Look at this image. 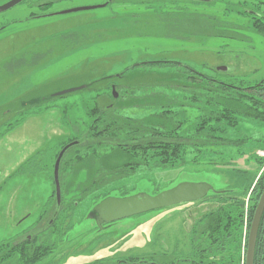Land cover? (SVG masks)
Here are the masks:
<instances>
[{"label":"rangeland","instance_id":"1","mask_svg":"<svg viewBox=\"0 0 264 264\" xmlns=\"http://www.w3.org/2000/svg\"><path fill=\"white\" fill-rule=\"evenodd\" d=\"M11 1L0 0V7ZM259 1L264 3V0L184 3L186 7L182 8L185 10L181 11L179 7L174 8L177 5L173 4L175 0L173 3L170 0H27L0 14V242L35 227L52 201L43 223L39 225L45 233L41 231L36 243L38 246H54L55 249L39 264L117 261L153 252L151 243L159 234L163 235L164 242L174 241L175 237L181 239L183 221L187 231L215 208L213 201L184 203L124 219L100 231L93 221L87 219L95 207L90 198L78 203L73 212L63 213L57 227L49 228V224L55 223L52 218L57 203L52 170L56 162L53 163L52 156L60 151L69 137L76 135L65 119L78 122L83 117L86 104L89 108L93 106L95 92L88 94L82 90L54 96L86 86L102 76H115L128 69L131 73L136 65L152 61L178 62L206 73L204 67L216 70L226 67V72L234 70V76L261 82L264 80V35L254 32L249 19L238 13L246 5L252 6ZM46 3L51 4L46 8L40 7ZM261 6L264 11V5ZM90 7L97 8L53 16L59 12ZM218 23L223 25L224 32L213 29ZM219 34L232 39L216 37ZM160 78L156 74H135L128 84H156ZM120 84L116 81L110 85L111 88L115 85L118 97L123 89ZM108 86L106 83L97 85V92L102 94L98 100L100 107L115 102L109 97L112 89ZM143 91V88L131 89L126 96L133 99L144 94ZM124 106H129V114L136 113L131 110L135 108L133 103ZM147 114L137 113L136 117ZM18 123L7 132V124ZM74 132L77 131L74 129ZM227 135L231 140L247 135L262 141L264 124L255 127L244 122ZM253 149L258 157L264 158V146ZM45 150L52 154L49 158L51 175L38 169L34 170L35 173H20L28 161ZM39 166L44 167V162L41 161ZM233 166L221 173L191 169L151 173L136 171L135 175L116 185L130 187L133 190L131 195H157L158 189L166 191L182 183H205L213 187V192L208 194L210 198L214 192L251 184L242 197L248 205L252 190L264 175V165L259 167L245 155ZM109 167L113 168L111 164ZM83 168L77 166L75 173L63 172L59 178L63 175V183L70 188L77 187L88 177L85 171L94 174L98 169L91 164ZM29 169L33 171V166ZM237 172H245L246 175ZM150 180H154L155 184ZM61 183L62 180L60 186ZM119 193L115 191L111 195L116 197ZM251 223L252 220L246 217L242 264H245ZM58 227L62 234L70 230L59 236L55 232ZM34 233L28 232L24 236H35ZM160 241L164 244L162 238ZM6 264H21L20 257L16 256Z\"/></svg>","mask_w":264,"mask_h":264},{"label":"trees","instance_id":"2","mask_svg":"<svg viewBox=\"0 0 264 264\" xmlns=\"http://www.w3.org/2000/svg\"><path fill=\"white\" fill-rule=\"evenodd\" d=\"M172 1L174 2L170 0L171 3ZM213 1L216 0H175L173 4H177L174 8L179 7L184 11V3ZM50 4L46 3L40 7L46 8ZM261 5L264 3L260 1L252 6L246 5V8L238 13L249 19L254 32L264 35V11ZM216 25L213 27L215 31L224 32L225 28L221 23ZM216 37L232 39L222 34ZM203 69H207L208 73L178 62L152 61L136 65L131 69V73L128 69L124 73L102 76L87 84L84 92H95L92 98L93 106L89 108L86 104L83 117L78 122L65 119V123L70 125L76 135L69 137L59 152L70 143L78 144L63 156L60 174L68 171L75 173L77 166H84L85 169L88 164L98 169L94 174L85 171L88 175L85 182L71 188L63 183L61 175L64 195L61 204H55L52 218L55 223L51 224L52 226L49 224V228L57 227L62 214L73 212L78 203L84 200L92 198L93 205L96 206L112 197L111 193L115 191L120 192L116 197L132 196L133 190L130 187L116 184L130 178L136 171L151 173L191 169L221 173L229 167L232 169L234 163L245 155L259 167L264 165V158L258 157L252 151L256 146H264V143L261 145L264 140L252 139L247 135L231 140L227 135L228 132L240 128L244 122L255 127L264 124V80L253 82L245 77L234 76L233 69L226 73L206 67ZM135 74H156L161 78L156 84L131 86L128 82ZM116 81L121 82L120 87L123 88L118 99H114L110 94L109 97L115 102L110 106L100 107L98 100L102 94L97 92V85L106 83L112 89L110 85ZM136 88H143L144 94H134L136 97L133 99L126 96L128 90ZM127 103L134 104L135 108L131 110L136 113L129 114V106H124ZM144 112L148 114L136 117L137 113ZM18 125L19 123L7 124V132ZM74 129L77 132H74ZM59 152H55L53 156L49 150L38 153L25 164L20 173H35V169H38L51 175L49 158L52 156L55 163ZM41 161L44 162V167L39 166ZM109 164L113 168H110ZM31 166L33 171L29 169ZM237 173L246 175L245 172ZM150 182L155 184L154 180ZM250 186L230 187L222 192H214L210 198L207 196L201 202L213 201L216 207L198 219L187 231L183 221L181 239L175 237L174 241L164 242L163 235L159 234L151 243L153 252L123 257L117 261L103 260L96 264H242L243 224L246 217L249 221L252 220L263 192L264 175L252 190L247 205L242 197L243 192L249 191ZM157 191L160 193L164 189ZM240 191L241 194L238 195ZM47 207L40 220L45 218ZM70 226L72 229L73 226ZM39 228L40 226L36 225L22 232L21 237L0 242V264H6L16 256L20 257L21 264H39L48 258L55 247L37 245V236L42 231ZM70 229L62 234L58 227L55 232L56 235L64 236ZM28 232H35L36 237L31 235L29 240L24 236ZM161 238L164 244L160 241ZM254 264H264V214L257 237Z\"/></svg>","mask_w":264,"mask_h":264},{"label":"water","instance_id":"3","mask_svg":"<svg viewBox=\"0 0 264 264\" xmlns=\"http://www.w3.org/2000/svg\"><path fill=\"white\" fill-rule=\"evenodd\" d=\"M27 0H12L11 2L0 7V14L5 13L16 6L24 3ZM99 7V6H98ZM104 7V6H100ZM93 8H76L64 12H59L53 14V16L70 15L74 13L84 12ZM228 69L226 67H218V72H226ZM88 86H82L79 88H74L65 92L55 94L54 97H60L63 95H68L71 93L79 92L85 90ZM112 95L114 99L118 98L115 92V87H112ZM78 142H73L67 145L59 153L55 167H54V186H55V196L58 204L61 203V186H60V165L65 153ZM213 192V187L205 183H182L178 186L163 191L157 195H148L144 193H139L136 195L128 197H109L99 204H97L93 210L88 214L87 219L94 221L99 230H103L106 225L114 224L121 220L146 214L149 212H154L161 209L170 208L184 203L199 202L207 198L208 194ZM264 214V188L259 200V203L254 212L252 223L249 230L247 250L245 264H254L255 249L257 243V237L259 233V228L261 225V220Z\"/></svg>","mask_w":264,"mask_h":264},{"label":"flooded vegetation","instance_id":"4","mask_svg":"<svg viewBox=\"0 0 264 264\" xmlns=\"http://www.w3.org/2000/svg\"><path fill=\"white\" fill-rule=\"evenodd\" d=\"M34 19H40V17H37V18L34 17ZM41 217H42V216H41ZM43 220H44V219L40 220V217H39V218H38V222H39V223H37V226H39L41 223H43ZM40 221H41V222H40ZM93 222H94V221H93ZM94 223H95V222H94ZM95 224H96V223H95ZM109 226H110V225H106L105 228H106V227H109ZM100 231H102V230H100ZM21 234H22V233H21ZM21 234L16 235L15 238L21 237V236L23 235V234H22V235H21ZM12 239H14V238H12ZM28 239L31 240V236H29ZM9 240H10V239H9ZM5 241H6V240H5Z\"/></svg>","mask_w":264,"mask_h":264}]
</instances>
